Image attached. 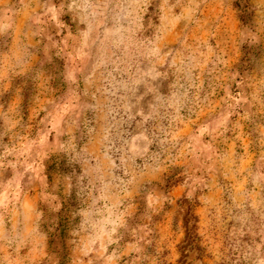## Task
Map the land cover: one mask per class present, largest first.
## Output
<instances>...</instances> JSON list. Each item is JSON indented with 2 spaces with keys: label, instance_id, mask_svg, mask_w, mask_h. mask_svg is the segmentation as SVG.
I'll list each match as a JSON object with an SVG mask.
<instances>
[{
  "label": "rangeland",
  "instance_id": "obj_1",
  "mask_svg": "<svg viewBox=\"0 0 264 264\" xmlns=\"http://www.w3.org/2000/svg\"><path fill=\"white\" fill-rule=\"evenodd\" d=\"M0 264H264V0H0Z\"/></svg>",
  "mask_w": 264,
  "mask_h": 264
},
{
  "label": "trees",
  "instance_id": "obj_2",
  "mask_svg": "<svg viewBox=\"0 0 264 264\" xmlns=\"http://www.w3.org/2000/svg\"><path fill=\"white\" fill-rule=\"evenodd\" d=\"M192 218L194 219V216H192V215L188 217V220L185 223V225H186L187 228L189 227V223L192 221ZM187 240H190L191 241V234L189 232V229H188V237H187Z\"/></svg>",
  "mask_w": 264,
  "mask_h": 264
}]
</instances>
